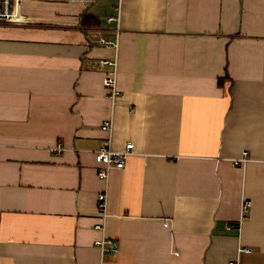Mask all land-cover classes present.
Returning <instances> with one entry per match:
<instances>
[{"label":"crops","instance_id":"crops-1","mask_svg":"<svg viewBox=\"0 0 264 264\" xmlns=\"http://www.w3.org/2000/svg\"><path fill=\"white\" fill-rule=\"evenodd\" d=\"M17 7L24 23L0 24V264H101L102 191L120 247L105 264H230L239 247L240 264H264V0ZM113 59V147L136 155L105 182Z\"/></svg>","mask_w":264,"mask_h":264},{"label":"built area","instance_id":"built-area-1","mask_svg":"<svg viewBox=\"0 0 264 264\" xmlns=\"http://www.w3.org/2000/svg\"><path fill=\"white\" fill-rule=\"evenodd\" d=\"M18 0H0V24H19L23 22V18L18 11ZM120 10L118 9L117 15L110 18V22L119 21ZM118 36V34H117ZM100 45L104 47H113L115 50L118 47V39L115 41H107L100 39ZM106 67L109 68L106 72L103 85L107 92V98L111 104L110 117L103 121L101 125V131H103L107 138L104 144L96 151V160L101 165L98 170V176L101 180L107 182L110 176V172L113 169H124L127 160L136 155L134 151V145L128 143L126 148L123 150H117L113 147V132H114V113L116 106L118 105L119 99L122 96V92L118 85V62L117 59L104 60L102 62ZM55 151L62 152L63 147H56ZM249 156L245 152L240 158L232 160V163L236 167L245 166L249 162ZM252 202L250 200H244L241 208V219H245L251 207ZM97 209L99 213V222L95 225V229L102 233L101 238L94 242V246L101 253V264H105V257L116 256L120 253L119 243L115 239L108 238L105 236L106 223L109 218L108 214V195L106 191L98 193L97 196ZM249 248H238V258L232 261L230 264H240V255L243 253H250Z\"/></svg>","mask_w":264,"mask_h":264},{"label":"trees","instance_id":"trees-1","mask_svg":"<svg viewBox=\"0 0 264 264\" xmlns=\"http://www.w3.org/2000/svg\"><path fill=\"white\" fill-rule=\"evenodd\" d=\"M81 27L83 29H99L101 27V21L92 17H82Z\"/></svg>","mask_w":264,"mask_h":264},{"label":"rangeland","instance_id":"rangeland-1","mask_svg":"<svg viewBox=\"0 0 264 264\" xmlns=\"http://www.w3.org/2000/svg\"><path fill=\"white\" fill-rule=\"evenodd\" d=\"M18 23L23 24L24 22H18Z\"/></svg>","mask_w":264,"mask_h":264}]
</instances>
